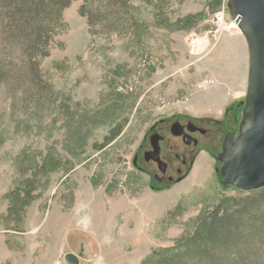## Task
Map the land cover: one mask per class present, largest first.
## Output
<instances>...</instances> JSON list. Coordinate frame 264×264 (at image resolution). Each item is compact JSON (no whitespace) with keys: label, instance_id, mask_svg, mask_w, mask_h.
Listing matches in <instances>:
<instances>
[{"label":"rangeland","instance_id":"obj_1","mask_svg":"<svg viewBox=\"0 0 264 264\" xmlns=\"http://www.w3.org/2000/svg\"><path fill=\"white\" fill-rule=\"evenodd\" d=\"M82 3L62 10L40 61L54 90L43 108L33 91L0 83V264H66V253L141 264L247 193L223 183L218 161L248 85L228 0H133L141 43L90 34ZM186 122L205 130L195 146L170 133ZM154 133L170 181L142 160Z\"/></svg>","mask_w":264,"mask_h":264},{"label":"trees","instance_id":"obj_2","mask_svg":"<svg viewBox=\"0 0 264 264\" xmlns=\"http://www.w3.org/2000/svg\"><path fill=\"white\" fill-rule=\"evenodd\" d=\"M72 1L0 0V83L9 90L23 88L25 95L33 91L39 109L54 94L40 61L49 55L52 33ZM132 3L83 0L79 14L92 35L125 33L141 43L145 26L135 17ZM122 97L117 94L118 100ZM141 264H264V187L218 201L192 233L173 246L152 250Z\"/></svg>","mask_w":264,"mask_h":264},{"label":"water","instance_id":"obj_3","mask_svg":"<svg viewBox=\"0 0 264 264\" xmlns=\"http://www.w3.org/2000/svg\"><path fill=\"white\" fill-rule=\"evenodd\" d=\"M227 4L247 41L248 85L239 134L225 136L218 161L223 183L250 192L264 187V0H228ZM177 127L172 126L174 135ZM63 259L66 264H79L73 253Z\"/></svg>","mask_w":264,"mask_h":264},{"label":"flooded vegetation","instance_id":"obj_4","mask_svg":"<svg viewBox=\"0 0 264 264\" xmlns=\"http://www.w3.org/2000/svg\"><path fill=\"white\" fill-rule=\"evenodd\" d=\"M175 124L178 125L175 130L178 132V134L176 135L172 133V126ZM173 125L170 128V133L172 134V137L176 139H181L183 145L186 147L195 146L197 144L196 138L194 137L196 133L205 134V130L203 128L195 126L190 122H186L185 125L179 123H174ZM229 134H232L233 138H235L239 134V131H237V133L233 131L226 132L224 134V139L225 136H229ZM162 142V135L159 133H154L148 139V146L143 150L142 154V160L148 165L154 167L155 169L147 173H149L150 177L157 182H161V178L159 177V175H162V177L167 179L168 181L171 180V176L166 175V172L169 171V169L167 168L165 161L160 157V147ZM155 149L157 153H155ZM155 158H157L158 161L154 160Z\"/></svg>","mask_w":264,"mask_h":264},{"label":"crops","instance_id":"obj_5","mask_svg":"<svg viewBox=\"0 0 264 264\" xmlns=\"http://www.w3.org/2000/svg\"><path fill=\"white\" fill-rule=\"evenodd\" d=\"M236 42L239 43L240 45L243 44L245 47L248 46L246 39L244 37L237 38Z\"/></svg>","mask_w":264,"mask_h":264},{"label":"bare ground","instance_id":"obj_6","mask_svg":"<svg viewBox=\"0 0 264 264\" xmlns=\"http://www.w3.org/2000/svg\"><path fill=\"white\" fill-rule=\"evenodd\" d=\"M233 23H234L233 25L239 29L238 25L234 21H233ZM229 26H231V24ZM228 31H229V29H228ZM239 31H240V29H239ZM248 61H249V58H248Z\"/></svg>","mask_w":264,"mask_h":264}]
</instances>
